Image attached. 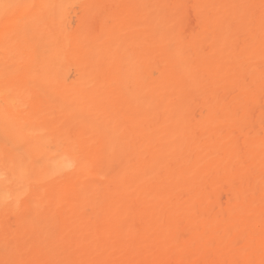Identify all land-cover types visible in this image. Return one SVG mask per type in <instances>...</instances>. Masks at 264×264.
Masks as SVG:
<instances>
[{
    "label": "bare ground",
    "instance_id": "6f19581e",
    "mask_svg": "<svg viewBox=\"0 0 264 264\" xmlns=\"http://www.w3.org/2000/svg\"><path fill=\"white\" fill-rule=\"evenodd\" d=\"M25 0H0V3ZM75 5L95 2L105 13L127 22L146 16H177L179 36L187 42L184 58L173 59L162 48L144 44L137 51L139 74L149 98L182 112L174 132L170 158L158 168L151 152L132 166L154 174L140 181L117 183L106 164L105 146L95 147V164L88 177L74 185L95 189L79 204L59 210L61 230L46 240L22 235L6 253V238L20 225L0 212V261L19 259L30 264H262L264 261V46L261 8L264 0H63ZM130 5H151L133 8ZM214 5H250L219 8ZM182 6V7H181ZM253 20L249 42L233 43L228 31H217L226 15ZM23 13L15 10L10 19ZM82 10L72 8L66 19L80 27ZM3 20L0 19V24ZM137 31H144L140 28ZM83 53L63 68L66 79L81 73ZM228 63V71L218 69ZM198 77L194 87L186 75ZM118 94V90H113ZM71 102V100L69 101ZM246 109L242 126L233 115ZM128 120L120 135L138 137L145 122ZM81 134H87L80 126ZM0 181V185H2ZM9 193L0 190V201Z\"/></svg>",
    "mask_w": 264,
    "mask_h": 264
},
{
    "label": "snow or ice",
    "instance_id": "6c2138e0",
    "mask_svg": "<svg viewBox=\"0 0 264 264\" xmlns=\"http://www.w3.org/2000/svg\"><path fill=\"white\" fill-rule=\"evenodd\" d=\"M105 7L95 2L70 5L63 0L0 3V190L9 193L0 201V212L6 221L14 222L13 227L20 225L19 234L13 231L6 238V253L17 247L22 235L46 240L61 230L65 225L59 210L94 194V188L73 181L94 170L90 153L99 144L105 146L106 164L114 170L117 183L140 181L154 174V170L132 166V161L148 152L158 168L168 163L182 112L149 98L139 74L137 51L144 44L155 45L173 59L184 58L187 64L188 45L179 36L181 25L176 15L153 14L121 22L105 13ZM72 8L83 13L78 28L67 23L66 13ZM15 10L23 13L18 21L10 19ZM252 26L250 16L229 14L218 20L217 31H228L233 43H246L253 39ZM260 27L264 46V12ZM140 28L144 31H137ZM78 51L83 53L81 73L73 85L63 68ZM218 71H228V63ZM186 75L194 87L199 86L197 76L191 71ZM125 117L145 122V133L120 135L119 128L128 123ZM233 119L243 125V104ZM82 125L87 134L79 131ZM0 264L30 262L6 258Z\"/></svg>",
    "mask_w": 264,
    "mask_h": 264
}]
</instances>
